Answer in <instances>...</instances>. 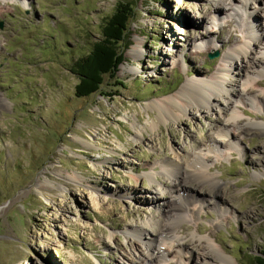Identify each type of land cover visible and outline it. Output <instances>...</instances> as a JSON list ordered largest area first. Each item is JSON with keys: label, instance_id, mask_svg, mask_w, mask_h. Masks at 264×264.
<instances>
[{"label": "rangeland", "instance_id": "374dc122", "mask_svg": "<svg viewBox=\"0 0 264 264\" xmlns=\"http://www.w3.org/2000/svg\"><path fill=\"white\" fill-rule=\"evenodd\" d=\"M126 2L134 17L124 61L96 94L75 97L71 66ZM221 3L0 0V264H137L147 252L155 257L163 236L174 234L182 250H169L165 264H222L204 239L236 264H254L264 253V76L244 88L252 72L240 61L227 75L224 86L236 93L232 102L240 115L236 125L223 123L227 114L197 109L159 123L146 105L174 96L188 81L216 75L229 47L246 42L253 25L263 30L264 0ZM235 6L254 19L231 17ZM261 41L252 56L264 52ZM137 44L140 53L133 54ZM248 94L263 101L251 104ZM215 102L225 105L217 96ZM218 128L229 139L216 142L220 157L211 152L205 160L219 182H198L190 176L201 175L193 167L185 169L190 175H177L188 194L203 198V211L194 221H177L173 235L160 233L163 203L181 206L173 201L179 188L166 193L160 165L174 152L190 156L210 146ZM232 141L237 148L230 150ZM138 226L145 230L140 241L130 236Z\"/></svg>", "mask_w": 264, "mask_h": 264}, {"label": "bare ground", "instance_id": "6f19581e", "mask_svg": "<svg viewBox=\"0 0 264 264\" xmlns=\"http://www.w3.org/2000/svg\"><path fill=\"white\" fill-rule=\"evenodd\" d=\"M224 1L225 0H222L221 3L223 6H224ZM245 1L247 2L249 0H245ZM253 1H259V0H253ZM220 8L221 7H218V10ZM229 10L232 12L230 14L231 17L233 16V17L241 18L242 16H246V19H251V18L252 20L254 19L253 13H246L244 6H235L234 9L230 8ZM211 19L215 21V19L213 18ZM251 28L252 31L249 29L250 31L249 36H251V38L248 36L246 42L242 44L232 45L231 47L228 48V50L223 56V64L220 66V68L217 69L216 75L210 77L208 80H197L195 82L188 81L181 87V89L174 96L166 98L165 100L150 102L146 104L147 108H151L157 113L156 118L159 123H166L169 120H174V121L179 120L185 117L187 114H189L192 109H197L198 111L202 110V112H215L221 115L227 114L226 117H224L225 119L223 122L225 125L227 123H232V124L234 123V125H236V123L237 124L240 123V119H239L240 115L237 113L238 111L233 105L237 101L232 102V100H234L236 93L231 90H226L224 83L227 82V75L231 76V71H233L235 64L239 61L241 62L242 65H244L242 66L243 71L245 70L248 72L249 70H251L252 72L251 77L249 76L250 79L249 82L244 80L245 82L241 85L244 88L248 87V89H250L251 80L255 82V77L264 76V67L262 66L264 62V52L259 53L258 56L255 50L254 52L255 55L254 56L251 55L253 46H255V44L256 45L262 44L261 40L264 39V33H263L264 28L263 30H260V33L257 26L253 25ZM257 33H259V38L258 35H256ZM205 36L207 35H203L202 37L204 38ZM137 45L138 46H133L131 50L133 54L140 53L139 51L140 46L139 44ZM257 83L258 82H256V84ZM216 96L225 101V105L223 107H220L219 105H217V102H215ZM247 96H249L247 101L250 102L251 104H257L255 103V100H257L258 102L263 101V99L256 98L251 94H248ZM124 120L126 121V119ZM151 124L153 125L155 124V122L152 120ZM131 126L133 127L135 133L139 135L141 134V130L136 129L137 128L136 124H131ZM253 126H258L259 128L261 127V125L259 124H254ZM215 132H216L215 133L216 140L212 138L211 142L213 143L210 146H205L203 150H200L197 153H195V151L193 150L190 156H188L187 153L181 155L178 152H174L173 154L174 158L172 160L166 162L165 164L160 165L159 167L160 170L157 173V175L160 176L164 175L166 177V180H168L166 181L167 184L165 186V189H167L166 193L172 196L175 190L179 188L176 191V195H174L173 201H175V205L176 202H179V204L181 205L179 208H176L173 205V203H171L170 201L163 203V210L161 212L164 213L163 216L165 215L164 216L165 223L161 224L158 221L159 222L158 227L160 233L165 234L166 231H169L170 234L172 233L173 235L176 230L175 224L177 223V221L180 222L194 221L196 217L203 211L205 206V202L203 198H201V196H195L187 193V189L184 186L185 182L181 181V179H178L177 175L179 174L190 175V172L188 170L186 171L185 169L186 168L191 169L193 167V168H198L199 172L201 173V175H195V174L190 175L194 177L196 180H198V182L200 181L210 184H217L219 182V180L214 177V174L209 173L210 165L207 164L205 158L207 157V154H210L211 152H215V156L220 157L221 153L218 147L216 146V142L219 144L218 139L220 138L222 139L224 137L229 139V134L225 128H221V129L218 128L216 129ZM95 136L98 137L97 134H95ZM90 139L94 140L93 137H90ZM229 143L231 145L229 148L230 150L237 148L236 146L237 144L234 141ZM84 144L86 148H89L92 145L91 142L88 141L84 142ZM115 146L117 148L122 149V147L119 144H115ZM204 152H206V154H204ZM109 153L116 154V152L113 150L109 151ZM193 155L195 159H193V163L189 165V163L186 160L191 159L190 157L191 156L193 157ZM110 160L113 159L111 158ZM180 162H184L182 167ZM185 165L186 167L184 168ZM147 177L148 179H153V175H148ZM172 178H175V180ZM178 193H181V195H178ZM154 194H157V192L156 193L154 192ZM133 199L135 201L141 202L140 197H134ZM155 199H156L155 196L152 197L151 198L152 202H154ZM184 205H186L187 207H185ZM218 211L221 212L220 209ZM149 221L146 222L145 225L150 227L154 223H151ZM143 228L144 226H138L136 228H133L130 234L131 238H134L136 241L142 240V235L143 232L145 231ZM175 235L176 234L167 238L165 237L166 235L163 236V240H162L163 243L160 244L161 246L160 247L158 246L157 249L156 248L154 249L156 250L157 253L155 257L153 256L154 253L151 254L150 251V253L147 252L148 254L147 259L145 260L138 259L136 260V263L139 264L140 262V264H146L147 262V264H165L169 255V250H172V248L178 251L182 250L180 249V246H183V243L182 241H180L181 239L180 240L177 239L176 238L177 236L175 237ZM166 240L168 241L166 242ZM144 244L146 245V247L150 246V244L149 243L147 244V242L146 243L144 242ZM203 245L205 247L207 246L208 248L219 251V253H217L214 250L217 253L222 264H236V262H234L233 259H231L227 255L225 256V254L222 251L218 250L215 247L214 243L209 239H204ZM205 264H212V263L206 261Z\"/></svg>", "mask_w": 264, "mask_h": 264}, {"label": "trees", "instance_id": "16d2710c", "mask_svg": "<svg viewBox=\"0 0 264 264\" xmlns=\"http://www.w3.org/2000/svg\"><path fill=\"white\" fill-rule=\"evenodd\" d=\"M134 10L129 2L118 4L102 28L101 36L94 42L91 51L77 59L70 70L78 82L74 96L87 98L96 94L105 77L113 78L124 61L123 45L129 43L130 24ZM254 264H264V253L253 257Z\"/></svg>", "mask_w": 264, "mask_h": 264}, {"label": "water", "instance_id": "95a60500", "mask_svg": "<svg viewBox=\"0 0 264 264\" xmlns=\"http://www.w3.org/2000/svg\"><path fill=\"white\" fill-rule=\"evenodd\" d=\"M0 26H1V25H0ZM215 56H217V53L214 54V55H209L210 58H213V57H215Z\"/></svg>", "mask_w": 264, "mask_h": 264}]
</instances>
